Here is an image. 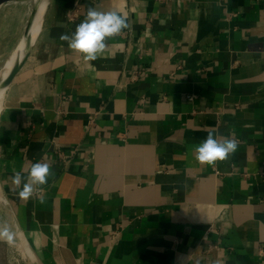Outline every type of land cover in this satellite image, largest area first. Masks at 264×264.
<instances>
[{"label":"crops","instance_id":"0c3cea01","mask_svg":"<svg viewBox=\"0 0 264 264\" xmlns=\"http://www.w3.org/2000/svg\"><path fill=\"white\" fill-rule=\"evenodd\" d=\"M89 7L130 27L85 62L59 37ZM0 118V264H264V0H51ZM210 131L238 141L215 167Z\"/></svg>","mask_w":264,"mask_h":264},{"label":"clouds","instance_id":"9594fccd","mask_svg":"<svg viewBox=\"0 0 264 264\" xmlns=\"http://www.w3.org/2000/svg\"><path fill=\"white\" fill-rule=\"evenodd\" d=\"M130 27L128 17L117 10L100 11L89 7L84 20L71 34H62L59 39L67 43L70 50L92 62L102 56L106 50V41L120 35ZM238 148V141L231 137L218 138L209 132L205 139L194 147V160L204 166L215 167L217 162L225 161ZM49 162L36 161L27 171H15L11 176L12 185L18 189L19 199L28 201L34 194L43 190L53 175ZM41 202L44 197L39 196ZM16 233L5 221H0V241L9 245L15 241Z\"/></svg>","mask_w":264,"mask_h":264},{"label":"rangeland","instance_id":"374dc122","mask_svg":"<svg viewBox=\"0 0 264 264\" xmlns=\"http://www.w3.org/2000/svg\"><path fill=\"white\" fill-rule=\"evenodd\" d=\"M33 3V0L32 2L15 0L7 3L5 5L6 7L0 10V67L9 59L12 52L22 40L32 14L30 11L32 12L33 10ZM40 17L41 15L39 16V21ZM39 21L35 25L36 27H38ZM34 22L36 23V21ZM10 218L7 206L0 203V221H5L12 227ZM3 249L4 247L1 245L0 255H2Z\"/></svg>","mask_w":264,"mask_h":264},{"label":"bare ground","instance_id":"6f19581e","mask_svg":"<svg viewBox=\"0 0 264 264\" xmlns=\"http://www.w3.org/2000/svg\"><path fill=\"white\" fill-rule=\"evenodd\" d=\"M25 1L26 2L27 1L32 2V0H25ZM33 2H34L33 3L34 7H33L32 12L34 11V9H37L38 12H37L36 17H35L36 23L34 22L32 30H31V36L29 37L28 40H23V38H24V36H23L22 40L17 45L16 49L12 52L9 59L7 61H5V63L0 67V84L5 83L6 80L10 77L12 71L16 68V65L17 66L19 65L18 61L20 62V60H22L25 53L34 44L38 35L40 34L41 27H42V21H43V17H44L46 8H47V4L45 2H41L40 0H33ZM5 5H2L0 7V10H3L6 7ZM32 12L30 11V13H32ZM40 15H41V17H40V21H39ZM37 20L39 21L38 27L35 26L38 23ZM34 31H36V33H34ZM7 88L8 87L5 86V88L0 92V117H1V113H2L3 108H4V101H5ZM0 203L4 204L5 206H7V204H8V200L3 195L1 188H0Z\"/></svg>","mask_w":264,"mask_h":264},{"label":"water","instance_id":"95a60500","mask_svg":"<svg viewBox=\"0 0 264 264\" xmlns=\"http://www.w3.org/2000/svg\"><path fill=\"white\" fill-rule=\"evenodd\" d=\"M12 1H15V0H0V7L2 5H5L9 2H12ZM41 2H45L47 4V8H46V11H45V14H44V17H43V21H42V25H43V22H44V18H45V15H46V12H47V9H48V6H49V3L51 0H40ZM37 9H34V11L32 12L31 16H30V20L28 22V26L26 28V31H25V35H24V38L23 40H28L29 37L31 36V30H32V27H33V24H34V21H35V17H36V14H37ZM42 29V27H41ZM41 32V31H40ZM39 36V35H38ZM38 38V37H37ZM36 42V41H35ZM34 42V44H35ZM33 44V45H34ZM33 45L30 47V49L25 53L24 57L22 58V60H20V62L18 61L19 65L17 66L16 65V68L12 71L10 77L6 80L5 83H1L0 84V92L6 87L9 88L10 84L13 82L14 78L16 77V75L18 74V72L21 70V68L24 66L31 50H32V47ZM7 88V89H8Z\"/></svg>","mask_w":264,"mask_h":264},{"label":"built area","instance_id":"2783aa9c","mask_svg":"<svg viewBox=\"0 0 264 264\" xmlns=\"http://www.w3.org/2000/svg\"><path fill=\"white\" fill-rule=\"evenodd\" d=\"M74 16H76V13H74Z\"/></svg>","mask_w":264,"mask_h":264}]
</instances>
